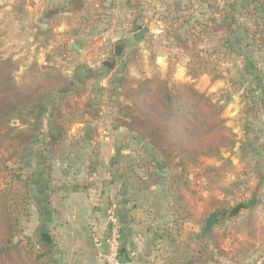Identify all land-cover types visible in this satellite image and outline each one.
Returning a JSON list of instances; mask_svg holds the SVG:
<instances>
[{
    "label": "rangeland",
    "instance_id": "1",
    "mask_svg": "<svg viewBox=\"0 0 264 264\" xmlns=\"http://www.w3.org/2000/svg\"><path fill=\"white\" fill-rule=\"evenodd\" d=\"M125 1L112 0L109 7L104 5V0H89V7L74 12L73 16L76 18L70 21L66 19L65 10H63L58 18L59 23L51 21L48 23L50 31L55 32L52 40L46 41L52 48L50 47L51 51L46 52L44 59L42 58L45 62L43 65L39 61L41 60L39 55L38 58L36 57L39 51V47L36 46L39 38L34 37L30 41L20 34L18 40L14 39L16 26H18L16 25L17 19L22 16L21 13L28 4L32 6L31 11H35L36 3L34 4L33 0H26L21 6V0L3 2L5 7L9 2L10 5L12 4V7H6L3 10L8 21V31L5 34L6 43L13 47L10 54L20 53L22 55L27 54L28 51L31 52L28 59L23 58L19 62L15 60L18 65V71L15 73L16 80L20 84L29 82L40 75L42 66L51 63L60 67L70 81L64 93H55L46 101L51 111L65 101L62 122L66 127V135L59 152L56 155L47 152L43 142L44 138L40 136L37 142L30 146L25 158L18 157L16 163L10 162L2 166L3 170H7L3 173L4 175H0V189H9L11 197L18 202L15 215L21 234L14 241L28 240L27 242L34 251L46 252L50 257L49 251L47 252L39 245L35 230H30V228L34 229L32 225L35 223L38 198L43 195L41 193L50 191L48 184L50 183V167L55 161L71 157L74 153L71 151L73 146L89 141L86 135L79 134L80 125L84 124L82 128L85 129L91 127L88 125L90 120L84 117L87 114L84 104L88 100L99 108L100 113L105 114L107 119L105 125L118 128L115 122L118 113L115 100L118 95L117 83L123 72L130 78L138 79L131 76L129 70L131 68L139 72L135 73L140 74L139 78L159 75L169 79L172 83H177L172 80L173 77L170 74L173 70L171 69L182 64L187 68L193 63V56H204L213 67L220 65L221 68L218 70L229 75L230 84L234 85V89L238 91L237 94L242 98L243 112L249 116V119L240 120L241 127L245 129L249 122L254 125L255 132L259 133L260 129L264 128V104L261 103L264 94L257 90L258 86L264 89V45H260L262 41L259 39V31L264 29L262 18L264 15H256L253 7H249L245 12L242 11L240 8L242 0H206V2L204 0H132V6L130 1L128 5ZM230 5H235V12L230 9ZM131 14L133 18L127 19L126 15ZM135 17L139 18L134 20ZM233 19L239 24H245L250 31L247 36L245 33L239 34L238 39L242 38L243 46L237 54H232L225 46L219 50L224 39L216 34L215 30V22L230 23ZM133 21L135 22L132 24ZM182 23L184 26L180 29ZM58 25L60 30H58ZM124 26L129 27L131 31H136L137 28H140L139 31L147 28L149 32L142 39L133 38V45L128 51L118 55L111 46L125 41H114L112 35L121 31ZM177 31L184 35L188 44L187 48L172 37V33ZM107 32L111 34L107 36L105 34ZM233 38L237 39V36ZM0 42L4 57L13 59L11 55L7 56L3 49V33ZM76 45L80 47L79 52L75 48ZM159 58L162 59L161 62H158ZM164 62L169 65L167 72L161 70ZM254 78H257L255 79L257 81ZM194 81L196 80L191 79L188 82ZM79 90H83L82 95L76 96V91ZM49 122L50 119L46 116L43 129L46 134L50 129ZM13 126L20 127V124L14 122ZM131 135L119 134V143L123 141L130 143L136 137L139 139L137 135ZM91 139L90 145L99 144L98 135ZM237 141L235 148L223 150L221 159H204L201 162L203 178L200 184H196L195 189L199 188L198 212L200 209L202 211L201 215L198 214L196 223H198V230L201 227L202 230L208 215L216 211V208L222 209L220 215L218 214L219 223L211 234L215 238L229 235L230 239L224 242L223 247H228L230 255L224 258L221 264H264V186L258 188L259 174L264 171V167H261L255 160L249 163V159L242 156L244 136L242 138L237 136ZM6 143L7 146L1 154L4 158L13 154L9 140ZM239 145L241 152L237 156ZM8 169L17 171V176L10 177ZM190 169L194 168L190 167ZM207 169L209 172L205 173L204 170ZM39 174L46 182L37 179ZM88 175L87 173L85 179ZM19 176L21 180L18 179ZM26 179L32 181L29 189L30 195L27 196L22 193L23 181ZM46 184L47 189L45 190ZM190 199L189 196L188 200ZM252 199L254 206L249 209V204H247L248 209H243V201L249 203ZM201 232L188 231V245L182 249L181 254L183 264L190 261V257L204 243L198 238ZM232 242H237V244L230 246ZM23 258L26 259L25 256ZM45 261L47 263L48 259Z\"/></svg>",
    "mask_w": 264,
    "mask_h": 264
},
{
    "label": "crops",
    "instance_id": "2",
    "mask_svg": "<svg viewBox=\"0 0 264 264\" xmlns=\"http://www.w3.org/2000/svg\"><path fill=\"white\" fill-rule=\"evenodd\" d=\"M4 1L0 0L3 49L7 56L11 55L17 62L23 58L26 60L30 51L22 54L24 57L20 53L10 54L13 47L6 43L8 21L3 10L12 7V4L9 2L5 7ZM70 1L33 0L37 9L31 11L32 6L28 4L16 21L18 26L15 40L19 39L20 34L30 41L34 37L39 38L36 57L39 55L42 65L45 63V53L50 52L52 48L46 41L52 40L55 32L50 31L49 21L59 23L58 18L63 10L68 21L76 18L74 13L70 12ZM111 1L104 0V5L110 7ZM129 1L132 6V0L125 2L128 5ZM85 4V8H88L89 0H85ZM132 14L126 15L127 19L133 18ZM136 18L139 17L134 20H137ZM41 24H47V29H42ZM60 29L59 27L58 30ZM139 30L140 28L131 31L129 27L124 26L121 31L113 34L114 41H125L111 46L115 54L127 52L133 45L132 39H137ZM105 34L108 36L111 33ZM161 61L159 58L158 62ZM168 68L169 65L165 62L161 66L163 71H168ZM129 70L131 76L141 77L140 74H135L138 71L131 68ZM171 70L173 81H191L184 64ZM224 77L223 80L212 82L210 76L204 75L194 82L200 91L214 95L215 100L224 105L228 127L239 138L244 136L242 156L249 159V163L255 160L264 167V128L260 129L259 133L255 132L254 125L249 122L245 129L241 127L240 120H248L249 116L243 112L244 103L234 85L230 84L229 75L224 73ZM257 90L264 94L261 86H258ZM84 117L90 120L88 125L91 127L85 129L82 128L84 124L80 125L79 134L86 135L89 141L92 140L91 137L98 135L99 144L92 146L89 141H84L73 146L71 151L74 153L71 157L55 161L50 167V191L41 193L43 195L38 198L35 223L32 225L34 229L30 228L35 230L39 245L49 251L57 264H104L100 251L93 245V238L97 235L106 236V210L110 201L116 200L123 224L122 261L129 264H183L181 254L182 249L188 245V231H202V227L198 230L196 223L202 209L198 212L200 193L199 188L195 189L196 184H200L203 178L202 167L189 169L187 172L166 167L150 145L136 142L141 141L137 137L130 143H119V134H136L116 123L118 128L105 125L107 119L104 113L96 117L86 114ZM87 173L89 175L85 179ZM41 174L37 179L46 182ZM259 178L260 189L264 186V171L259 174ZM44 189H47V184ZM190 191L192 193H189ZM253 201H249V209L254 206ZM200 237L203 238L202 232Z\"/></svg>",
    "mask_w": 264,
    "mask_h": 264
},
{
    "label": "trees",
    "instance_id": "3",
    "mask_svg": "<svg viewBox=\"0 0 264 264\" xmlns=\"http://www.w3.org/2000/svg\"><path fill=\"white\" fill-rule=\"evenodd\" d=\"M25 2L21 0V6ZM85 5V0H71L70 12L82 11ZM249 7H253L256 15H264V0H242L241 10L245 12ZM230 9L235 12V5H230ZM262 18L264 20V16ZM215 23L216 34L224 39L219 50L225 46L232 54L239 53L243 45L242 38L238 39V36L250 34L247 26L235 19L230 23ZM183 26L182 23L180 29ZM178 32H173L172 37L187 48L184 35ZM236 36L237 39H234ZM259 39L263 46L264 29L259 31ZM1 44L0 175L7 170H3L2 166L16 163L18 157L25 158L30 146L40 136L44 138L47 152L51 155L59 152L66 135V127L62 122L65 101L52 111L46 101L55 93H64L70 84L60 67L51 63L41 67L39 76L20 84L15 78L18 65L14 59L4 57ZM193 57V63L187 67L192 80L204 75L210 76L212 82L225 79L223 71L218 70L220 65L213 67L204 56ZM117 84L115 105L118 113L115 122L150 145L166 167L184 172L190 167L200 168L204 159H221L223 150L235 148L238 144L236 134L227 125L224 106L215 100L214 95L200 91L194 82L172 83L159 75L135 79L123 72ZM81 91H76V96L82 95ZM261 103L264 104V98ZM84 108L85 113L92 117L100 114L99 108L91 100L84 104ZM46 116L50 119L47 134L43 132ZM14 122H19L20 127H14ZM7 140L13 148V154L4 158L1 154L7 146ZM8 171L10 177L18 174L13 169ZM204 172L208 173L209 169ZM18 179L21 180V177ZM31 182L30 179L23 181V195H30ZM247 204V201H243V209L248 207ZM17 208L18 202L11 197L9 189H0V264H57L46 252L34 251L28 240L14 241L21 234L15 215ZM216 212L220 215L222 209L216 208ZM198 238L204 243L184 264H221L230 255L228 247H223L224 242L230 239L228 234L217 238L214 235ZM236 244L232 242L230 246Z\"/></svg>",
    "mask_w": 264,
    "mask_h": 264
},
{
    "label": "built area",
    "instance_id": "4",
    "mask_svg": "<svg viewBox=\"0 0 264 264\" xmlns=\"http://www.w3.org/2000/svg\"><path fill=\"white\" fill-rule=\"evenodd\" d=\"M118 210L117 201H110L106 210L108 232L105 237L97 235L93 238V245L100 251V258L104 264H129L121 258L123 224Z\"/></svg>",
    "mask_w": 264,
    "mask_h": 264
},
{
    "label": "water",
    "instance_id": "5",
    "mask_svg": "<svg viewBox=\"0 0 264 264\" xmlns=\"http://www.w3.org/2000/svg\"><path fill=\"white\" fill-rule=\"evenodd\" d=\"M41 28L42 29H47V25L45 24H41ZM149 32V29L144 28L141 31H139L136 34V38L137 39H142L147 33ZM77 52H79L80 47L79 46H75ZM241 152V146H238V151H237V156L238 154ZM219 223V215L216 211L211 212L208 217L205 219V226L202 229V237H206V236H211V234L213 233L215 227L218 225Z\"/></svg>",
    "mask_w": 264,
    "mask_h": 264
}]
</instances>
